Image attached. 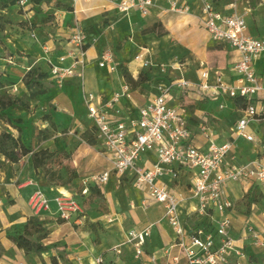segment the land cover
I'll list each match as a JSON object with an SVG mask.
<instances>
[{"label": "crops", "instance_id": "1", "mask_svg": "<svg viewBox=\"0 0 264 264\" xmlns=\"http://www.w3.org/2000/svg\"><path fill=\"white\" fill-rule=\"evenodd\" d=\"M244 1L240 0L238 3V11L239 4ZM249 1L246 0L248 3ZM179 2L180 6L190 8L187 14L173 11L167 0H157L147 16H143L138 10H132L128 14L122 13L112 0H92L78 5H74L72 0H43L39 5L29 2L24 19H28L31 24L33 21L37 23L46 18L49 20L31 34L34 39L19 38L6 32V38H3L5 44H0V61L4 63L0 64L2 66L0 71L4 73L0 94L14 105L0 111L3 115L12 114L14 117L29 121L28 111L35 109L34 117L41 113L50 115L59 130H68L64 134L67 135V140H63L67 142V148H70L71 143L79 141L70 159L71 166L79 174V178L73 184L76 189L82 187L83 180H90L93 176L112 168L109 155L101 141L90 145L80 138L83 132L94 128L87 109L90 95L95 97L94 104L103 106L115 119H121L136 117L139 108L155 97L156 87L160 83H170L179 79L197 83L201 70L208 68L213 70L212 78L215 71L221 72L226 79L233 76L232 68L238 55L227 43L214 41L203 26L202 0ZM227 5L224 1H216V6L220 10L230 12ZM246 11L252 13L257 10L247 7ZM81 29L87 33L89 46L86 51L84 78H69L62 87H54L47 81L49 93L31 100L25 83L30 68L41 66L49 71L48 61L57 63L60 56L76 52L70 39ZM248 34L260 37L254 25L251 27L248 25ZM46 45L52 49L48 53ZM6 49L19 52L22 57L16 62L13 57L6 58ZM143 49L148 52L144 59L151 63L153 80L138 90L130 88L129 96H124L119 102L109 105L114 96L122 93L127 86L121 64L127 66L135 79H138L140 73L146 69L140 62L135 61V57L143 53ZM105 53L110 54L113 62L117 64L115 72L100 67ZM263 59L264 54L255 61L254 69L264 82L261 75L264 68ZM215 60L219 62L227 60V67L225 64L222 67L215 66ZM179 64H183L181 69L178 68ZM180 97L196 103L194 108L186 106L194 144L207 147L208 141L199 131V127L206 124L217 144L234 141L233 153L240 164L253 161L264 151L263 147L234 137L232 130L241 116L234 100L227 97L217 100L204 98L197 90L191 89L186 92L175 91L169 104L171 106L182 104ZM22 103H27L29 107L23 109ZM54 105L70 115L56 111ZM221 105L224 107L221 108ZM48 124L49 121H45L42 127L46 128ZM30 125L31 123L27 122L22 125L23 138L28 143L27 135L34 129ZM250 132L264 143V123L253 124ZM60 136L58 134V140L61 139ZM156 163V155L149 153L142 157L139 166L152 168ZM37 171L39 170L31 165L29 156L17 164H7L0 168V242L5 249L0 257V264H49L46 257L50 258L58 253L56 248L42 256H28L8 237L14 232H23L28 220L35 216L29 206V198L34 190L29 181L34 179L41 185L44 184V179L39 180ZM162 183L168 184L172 191L183 197L184 200L179 207L180 217L183 222L189 220L198 206L197 200L192 198V193L187 188L189 179L187 178L184 184L177 185L169 177H165ZM258 188L264 194V187ZM227 189L235 203V209L229 213L233 222L232 235L236 239H242L241 244L246 254V258L240 261L244 264H263L264 246L255 245L253 238L245 236L247 225L259 229L258 218L253 219L247 214L241 215L237 208L238 203L250 191L247 193L237 183H230ZM100 190L103 196L102 204H97L95 199L94 203L82 205V216L72 222L60 220L54 205L50 212L41 215L40 220L45 222V228L49 232L45 244L66 246L60 250L64 249L69 264H98L100 258L103 264H152L151 256H156L160 264H187L176 247V235L166 219L164 206L153 201L145 187L137 186L134 176L128 174L121 179L113 176ZM49 194L53 197L56 192L50 191ZM85 198L94 199L90 194ZM256 207V204L249 207L248 213L254 212ZM150 226L151 236L147 240L145 253L137 259L134 247L128 244V232L143 230ZM262 238L264 240L263 235ZM176 257H180L179 263L174 261ZM236 260L237 258L233 256L231 263ZM63 261L61 260L60 264H63Z\"/></svg>", "mask_w": 264, "mask_h": 264}, {"label": "built area", "instance_id": "2", "mask_svg": "<svg viewBox=\"0 0 264 264\" xmlns=\"http://www.w3.org/2000/svg\"><path fill=\"white\" fill-rule=\"evenodd\" d=\"M92 0H72L74 5ZM157 0H112L122 13L138 10L143 16L150 14ZM173 11L187 14L188 6H180L179 0H167ZM216 1H224L230 12L220 10ZM240 0H202V24L211 38L216 42L227 43L237 53L232 72L226 79L221 72L208 68L201 70L197 83L185 79L170 83H160L156 87L157 94L138 110L136 117L115 119L103 106L94 104L95 97L89 96L87 101L88 117L93 121L95 134L102 142L109 155L112 168L82 181V194L88 195L90 186L101 188L107 185L113 176L119 179L128 174L134 176L137 186L145 187L149 197L164 206L166 219L176 235V247L187 264H244L240 260L246 258L242 239L232 235L233 222L229 213L235 209V203L228 194L230 183L240 184L247 193L253 187H264V151L253 161L240 164L233 153L234 141L217 144L209 126L199 127L201 136L208 142L207 147L193 143V132L185 105L171 106L169 100L174 92L197 90L202 97L217 100L227 97L231 100H244L246 107L239 109L241 116L237 120L232 133L235 138H243L264 148L250 127L264 123V82L255 69V61L264 54V38L248 34L246 16L238 11ZM27 8L28 2L22 1ZM76 52L64 54L57 63L48 61L50 66V83L54 87H62L72 77L84 78L86 69V49L88 36L84 30H78L70 39ZM52 49L46 45V52ZM147 50L135 57L144 68L151 63L144 59ZM101 68L110 72L117 70L113 57L105 53L100 62ZM179 69L183 64L178 65ZM165 69V67H164ZM130 87L125 86L122 93L116 94L111 104L129 96ZM224 106L221 105V108ZM264 150V149H263ZM154 153L157 163L152 168L139 166V161L146 154ZM169 177L177 185L188 178L187 188L198 206L192 217L183 222L179 207L183 197L172 191L162 179ZM29 185L34 188L29 206L35 217L50 212L56 207L59 219L72 222L83 213L82 205L73 194L63 188L51 189L56 194L51 197L42 185L31 179ZM145 204V203H144ZM151 226L143 230H130L128 244L135 250V257L141 258L145 253L147 240L151 236ZM253 238L255 245L264 246L262 234L253 226L247 225L246 234ZM237 260L231 263V258ZM176 263L180 257L174 258ZM152 264H160L156 256H151ZM98 264H103L100 258Z\"/></svg>", "mask_w": 264, "mask_h": 264}, {"label": "rangeland", "instance_id": "3", "mask_svg": "<svg viewBox=\"0 0 264 264\" xmlns=\"http://www.w3.org/2000/svg\"><path fill=\"white\" fill-rule=\"evenodd\" d=\"M27 1L28 5L31 0H19L18 3L15 6L5 7V4H8L10 0H0V26L4 27V32H0V37L6 38V32L8 34H12L14 36H18L19 38H27V39H34V37H31V34L37 29L38 27H42V25L45 24L46 21L49 19H43L37 23L33 21L31 22L28 19H24L26 12L24 7H22L21 2ZM28 7V6H27ZM250 7L252 9H256L257 11H253L252 13H248L246 11V8ZM239 12L247 16L248 25L251 27L252 25L255 26V28L258 30L259 36H264V0H250L249 3L241 2L239 4ZM249 31H251L249 29ZM30 33V34H29ZM4 43V42H3ZM5 44V43H4ZM6 46V45H4ZM5 48V47H4ZM119 50V47H118ZM7 51V49H6ZM13 57V60L16 62L18 61L19 57H22L21 53L19 52H11L7 51L6 58ZM0 64H4L2 61H0ZM227 67V60L219 62H214L215 66ZM262 64L264 67V59L262 60ZM224 67V68H225ZM0 70H2V66L0 65ZM4 72V71H3ZM4 73H1L0 71V84H3L4 79L3 77ZM264 79V68L262 69V74ZM4 96L0 94V99ZM182 104L185 106H189L190 108H194L196 106V103H191L187 98L180 97ZM194 102V101H193ZM23 109H27L28 104L22 103ZM38 106L36 107V109ZM53 108L56 109V111L65 112L62 108H59L57 105H54ZM30 113V119L29 121H25L24 124L27 122V124H30V127H34L32 129V133L30 134V139L28 140L30 143H28L29 147L31 148V153L29 156V161L31 162V165H33L35 168L38 167L37 173L38 176L41 179H44L46 182L48 179H50L51 174L56 173L60 178L64 177L66 175L65 169L67 167H71L70 162V155L73 154V150L76 147V144H78V140L75 143H71L70 148H67V135H64L68 132V130H54L51 127V123L46 125L47 127L44 128L43 123L46 121L44 118V114H39L36 117L33 116V113L35 112V109H29L28 111ZM66 113V112H65ZM67 115H70L69 113H66ZM86 115V114H84ZM20 116V115H18ZM27 116L29 114L27 113ZM17 117V116H16ZM33 121V122H32ZM17 124V121H15ZM20 128L17 125H13L10 121H8L7 117L3 115V112L0 111V131H8L11 132L15 136H19ZM49 132L48 134L45 132ZM58 134H60V140H58ZM46 135H48V139H45ZM76 138L78 139V135H76ZM63 140H65L63 142ZM66 146V147H65ZM257 146V145H256ZM67 148V149H66ZM60 154V156H58ZM58 156V157H57ZM54 180H56L59 184L62 183V180L55 177ZM73 196L80 202L81 205L87 204L88 202H95V199L97 200V204H102L103 196H93L94 199L91 198H85V195L82 194L81 189L77 188L76 186H72V188L69 190ZM264 195V194H263ZM257 207L254 212L251 211V214L248 213L249 206L247 204L246 198H243L237 205V208L241 215L247 214L248 216L253 217V219L256 217L257 225H259V229H257L259 232L262 233L264 237V197L261 198L260 202L256 204ZM264 248V247H262ZM63 254V253H62ZM48 256V255H46ZM64 256L63 264H69V262ZM47 261L50 263V258L46 257ZM40 260H42L40 258ZM39 262V260H38ZM31 264V263H29ZM264 264V263H263Z\"/></svg>", "mask_w": 264, "mask_h": 264}, {"label": "trees", "instance_id": "4", "mask_svg": "<svg viewBox=\"0 0 264 264\" xmlns=\"http://www.w3.org/2000/svg\"><path fill=\"white\" fill-rule=\"evenodd\" d=\"M18 1L19 0H10L8 4H5V7L15 6ZM42 1L43 0H31L30 3L33 5H39ZM0 32H4L3 26H0ZM0 44H4L3 39L1 37ZM88 47V45L85 46V49L87 50ZM121 68L127 85L133 90H138L142 87V85L153 80V75L151 73L150 67L143 70L140 73L138 79H135L133 77V75L130 73L129 69L125 64H121ZM49 80L50 71L44 70L41 66L31 67L25 77L28 97L31 100H36L40 97L47 95L49 93V89L47 88L46 83ZM235 103L238 109H244L246 107L244 100H236ZM13 105V102L7 100L5 97L0 99V110H7ZM5 117H7L8 121L13 123V125H17L20 128V130H18L20 134L18 137H15L11 132H1L0 168L7 164H17L24 157H27L31 153V148L29 147L28 142L26 141V139L23 138L24 128L22 127V125L24 124L25 120L22 118L14 117L12 114L5 115ZM44 118L46 119V121H49V123H51V127L54 130L58 129L50 115H45ZM15 121H17V124L15 123ZM95 132V128H92L83 132L80 138L90 145H95L98 141ZM45 133L48 134L49 132L47 131ZM27 137V139H30V134L27 135ZM48 137L49 136L46 135L45 139H48ZM71 155L69 156L70 159ZM58 156H60V154H58ZM36 169H38V167H36ZM65 172L66 175L63 178H60V176H58V174L56 173L51 174L50 179H48L46 182L44 181V184L42 185L43 190L46 193H50L51 189L60 187L70 190L75 180L79 178V174L72 166L67 167L65 169ZM55 177L62 180V183L59 184L56 180H54ZM39 180H41V178ZM79 188L82 191V187H78V189ZM89 194L91 195V197L102 196L101 190L97 186H90ZM262 197H264V195L258 187L251 188L250 192L245 196L249 207L254 204H258ZM80 216H82V214ZM48 234L49 232L45 228V222L40 220V217L34 216L28 220L27 224L24 226L23 232H14L8 237L14 242L15 246L19 250L24 251V253L28 256H42L43 254L50 253L53 249L57 248L58 253L57 255L50 257V263L60 264V261L64 260V249L60 250V248H64L66 246H62L61 244H45V240L48 238ZM4 252L5 249L0 242V257Z\"/></svg>", "mask_w": 264, "mask_h": 264}]
</instances>
